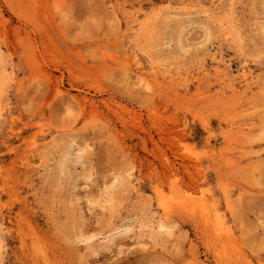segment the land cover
<instances>
[{"label": "rangeland", "instance_id": "obj_1", "mask_svg": "<svg viewBox=\"0 0 264 264\" xmlns=\"http://www.w3.org/2000/svg\"><path fill=\"white\" fill-rule=\"evenodd\" d=\"M0 264H264V0H0Z\"/></svg>", "mask_w": 264, "mask_h": 264}]
</instances>
